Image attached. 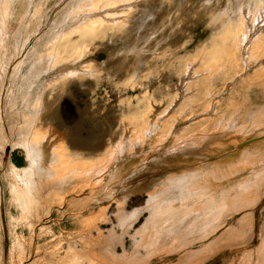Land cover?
Wrapping results in <instances>:
<instances>
[{"label":"rangeland","instance_id":"rangeland-1","mask_svg":"<svg viewBox=\"0 0 264 264\" xmlns=\"http://www.w3.org/2000/svg\"><path fill=\"white\" fill-rule=\"evenodd\" d=\"M88 1L0 17V264H264V0Z\"/></svg>","mask_w":264,"mask_h":264},{"label":"bare ground","instance_id":"bare-ground-1","mask_svg":"<svg viewBox=\"0 0 264 264\" xmlns=\"http://www.w3.org/2000/svg\"><path fill=\"white\" fill-rule=\"evenodd\" d=\"M154 1L155 0H89L86 5H87L89 12L93 16H92V19L88 22L87 34L88 35H97L100 32H104L103 29H105V28L108 29L107 34L110 33L111 30L125 29L128 24H130V25L133 24V21H131L130 23L127 22V19L130 18L132 16V14L138 13V12L143 13V11H141V10H144L146 6L145 7L143 6L144 7L143 8V7H140L139 4H141L142 2L151 3ZM158 1L163 2L164 0H158ZM120 3H122V4L126 3V4H125V6H120V7L116 8V6L120 5ZM107 7H108V9H106ZM109 7H113V9H110ZM175 16H177L176 18L179 20L181 13H176ZM180 23H181L180 21L175 20V25H176L175 32L179 31ZM153 33H154V30H148L144 33V35H152ZM104 34H106V33H104ZM141 43H142V41L139 38H136L134 40V47L140 51L143 50V48H141L142 47ZM84 50L85 49H83L82 45H81V47L78 45V46L72 47V49H68L65 53L67 54L68 52L73 51V53H76V54H74V58L77 59V58H80L81 56L84 55V53H85V52H83ZM57 54H60V51L57 50ZM174 54L176 56L174 64H176V60L178 62L179 56H180L179 61L183 63L182 69L175 70L173 72V74L176 76V78L180 79V74L184 73V71L187 68L192 67V63L185 62L186 58H184L182 55H179V41L176 42V48H175ZM71 56L72 55L64 57L63 58V61H64L63 64H67L69 62V58H71ZM158 56L159 55H155V57H158ZM201 58H203V62L206 63L209 59H211V53L208 51H204ZM80 59H82V58H80ZM82 62H83L82 60L78 61L79 67L76 68L75 70L79 71V72H84V71L87 72V70L89 69L88 70V72H89L90 71V65L87 68L86 64H81ZM180 62H178V63H180ZM236 77H237V75H234L231 82L236 80ZM163 105L156 106L154 104H151V102H147V104L145 105L143 113H144V115H150L152 112L159 110L160 107H162ZM131 124H132V126H136V125L142 124V121L133 120ZM123 127L124 126H121V129ZM46 129H48V128H46ZM46 135H47V133H46ZM40 137H41V135H40ZM41 139H42V137H41ZM73 158L76 161L78 160L75 157H73ZM80 166H82V165H80ZM81 168H83V167H81ZM258 253L264 254V240L262 242L261 247L258 248ZM259 257L261 259H263L264 255H263V257H261V255H259ZM257 260L260 261V262L258 261L260 264L261 260L260 259H257Z\"/></svg>","mask_w":264,"mask_h":264},{"label":"crops","instance_id":"crops-1","mask_svg":"<svg viewBox=\"0 0 264 264\" xmlns=\"http://www.w3.org/2000/svg\"><path fill=\"white\" fill-rule=\"evenodd\" d=\"M20 2H24V0H0V17L2 18L4 12L8 13L10 9H14L15 5Z\"/></svg>","mask_w":264,"mask_h":264}]
</instances>
